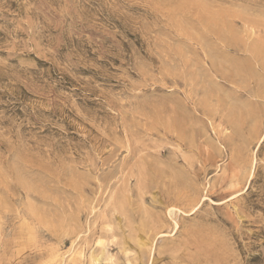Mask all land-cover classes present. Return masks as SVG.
<instances>
[{"label":"rangeland","instance_id":"rangeland-1","mask_svg":"<svg viewBox=\"0 0 264 264\" xmlns=\"http://www.w3.org/2000/svg\"><path fill=\"white\" fill-rule=\"evenodd\" d=\"M0 264H264V0H0Z\"/></svg>","mask_w":264,"mask_h":264}]
</instances>
